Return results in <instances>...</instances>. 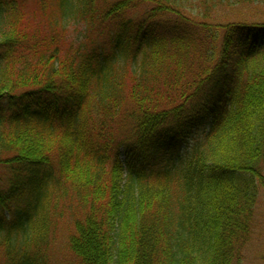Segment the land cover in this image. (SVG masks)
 I'll list each match as a JSON object with an SVG mask.
<instances>
[{"label": "trees", "instance_id": "trees-1", "mask_svg": "<svg viewBox=\"0 0 264 264\" xmlns=\"http://www.w3.org/2000/svg\"><path fill=\"white\" fill-rule=\"evenodd\" d=\"M235 1L0 0V264H52L64 220L81 264H244L264 22Z\"/></svg>", "mask_w": 264, "mask_h": 264}, {"label": "rangeland", "instance_id": "rangeland-1", "mask_svg": "<svg viewBox=\"0 0 264 264\" xmlns=\"http://www.w3.org/2000/svg\"><path fill=\"white\" fill-rule=\"evenodd\" d=\"M219 17V20H238L249 19L252 21L264 22V5L250 4L247 2L240 3L237 0L233 3V7H225L222 11L214 13ZM226 19V20H225ZM85 24H72L69 28V33L74 38H81V31H84ZM195 141L192 140V145ZM190 152V153H189ZM192 153V146L182 150L179 153L180 157H184ZM260 199L257 203L256 222L254 226V233L251 242L245 249L244 264H264V191L260 194ZM66 220L60 225L57 232V241L54 244V250L51 253L52 264H81L74 256L73 252L68 248L69 237L74 228L70 224L71 229L66 226Z\"/></svg>", "mask_w": 264, "mask_h": 264}]
</instances>
